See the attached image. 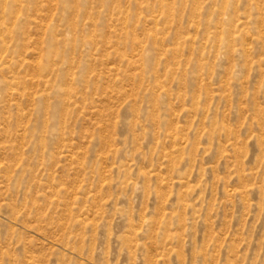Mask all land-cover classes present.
Masks as SVG:
<instances>
[{
  "label": "rangeland",
  "instance_id": "rangeland-1",
  "mask_svg": "<svg viewBox=\"0 0 264 264\" xmlns=\"http://www.w3.org/2000/svg\"><path fill=\"white\" fill-rule=\"evenodd\" d=\"M0 264H264V0H0Z\"/></svg>",
  "mask_w": 264,
  "mask_h": 264
},
{
  "label": "bare ground",
  "instance_id": "bare-ground-1",
  "mask_svg": "<svg viewBox=\"0 0 264 264\" xmlns=\"http://www.w3.org/2000/svg\"><path fill=\"white\" fill-rule=\"evenodd\" d=\"M37 70V69H36Z\"/></svg>",
  "mask_w": 264,
  "mask_h": 264
}]
</instances>
